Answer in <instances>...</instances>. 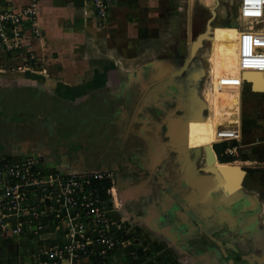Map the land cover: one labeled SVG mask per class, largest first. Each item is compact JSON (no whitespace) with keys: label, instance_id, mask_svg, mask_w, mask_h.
Returning a JSON list of instances; mask_svg holds the SVG:
<instances>
[{"label":"crops","instance_id":"1","mask_svg":"<svg viewBox=\"0 0 264 264\" xmlns=\"http://www.w3.org/2000/svg\"><path fill=\"white\" fill-rule=\"evenodd\" d=\"M169 1L116 0L102 19L86 0H0V14L20 13L34 5L36 17L32 22L24 19L22 28L26 50H31L38 61L34 68H7L5 61L10 59L3 58L4 53L9 57L19 50L9 51L0 44V165L9 159L31 157L46 176L54 172L108 171L112 183L104 206L117 239L115 250L103 252L94 240L97 227L92 220L78 208L65 206L55 188L31 186L17 215L8 218V226L0 233V264H264V92L253 90L251 82L241 77L240 111L235 117H228L227 125L213 123V117L206 116L203 110L199 113V119L208 120L204 131L210 135L217 162L231 167L226 170L225 166L206 161V145L201 144L200 136L203 123L195 130L193 142L188 140V123L197 112L192 109H198L201 103L205 106L202 97L194 106L189 95L182 93L178 99L186 100L182 110L167 111L164 123L170 127L168 135L173 134L167 142L159 121L151 117V110H138L147 97H153L149 88L155 81L149 83V77L156 71L162 75L169 70H173V76L183 74L210 31L213 37L215 27L220 42L214 41V47L217 43L221 48L224 57L220 63L226 64L233 56L239 58L243 35L247 36L248 49L254 40L260 49L264 47V21L244 20L240 16V0H230L234 16L251 23L249 28L253 30L239 29L227 34L237 26L231 22L212 25L215 7L222 1L219 11H223L224 0H199L211 15L205 28L196 31L187 15L191 41L180 67L173 68L178 61L172 59L154 60L131 70H137V81L133 77L124 81L111 78L110 72L118 67L109 59L102 60L103 64L100 60L95 63V59L91 62L94 69L101 65L102 71L107 70L102 77L83 79L75 76L80 65L65 63L66 57H62L61 67L74 72L73 80L55 79L47 74L50 68L38 58L44 55L46 59L48 54L58 51L61 56L71 54L75 59L82 50L88 53L93 47L87 39L101 32V21L116 26L132 12L150 16L149 10L139 12V5L143 9L148 5L157 7L160 15L168 16L164 12L174 7ZM126 7H130V12ZM188 7L194 11L195 0H188ZM150 22L155 29L158 20L150 18ZM36 25L43 30L41 38L31 35V27ZM146 29L139 27L138 31L147 32ZM195 32L199 36L192 41ZM204 33L207 37L194 49ZM233 43L235 47L231 46ZM57 46L68 49L62 52ZM57 67L51 69L56 71ZM246 83L250 87L244 95ZM156 95L160 101V93ZM135 104L138 106L133 111ZM141 111L143 116L136 115ZM136 117L142 125L137 131L132 127ZM216 126L217 130H239L238 139L223 141L235 143L224 149L229 161H220L215 150L214 146L222 143L212 141ZM137 137H146L147 143H140ZM230 147L236 150L227 152ZM211 167L218 169L221 180ZM17 225L19 232L14 231ZM77 226L82 231L73 229ZM87 238L92 239L85 253L76 244ZM68 245L74 247L63 258H51L52 252Z\"/></svg>","mask_w":264,"mask_h":264},{"label":"rangeland","instance_id":"2","mask_svg":"<svg viewBox=\"0 0 264 264\" xmlns=\"http://www.w3.org/2000/svg\"><path fill=\"white\" fill-rule=\"evenodd\" d=\"M169 3L171 5H174V7L171 11L167 10L170 12H164V14H168V16L163 17L162 15H160L157 12V7L148 5L147 8L143 9L139 5V12L149 10L150 16L142 17L141 14L132 12L130 13L131 15L127 14L128 16H124V21L119 20L116 26H114V24L108 25L109 21H101V32L99 34H96L95 38L91 37L87 39V44H90V46L91 44H93V47H90L88 53L87 50H85L84 52L82 50L80 54L75 57V59L71 58V54L68 56L66 54L64 56H61L59 55L58 51L53 52V54H48V56H46V59H43L44 55H39L38 58L43 60L44 66L50 68L47 73L49 76H52L55 79H68L69 81H71L70 79H72L73 77L71 73L74 72L65 70L63 67H61V64L63 63L62 57L67 58V61L65 63L74 62L80 65L81 70L77 71V74L75 76H83V79L95 78L97 76L99 77L101 74L107 72V70L102 71L104 67H102L101 65L96 66L98 67V70L94 69V67L92 68L91 62H95V60H97L95 63H97L98 60L102 62V60L107 59L111 60H107L109 62H114V64L117 65L118 70H111L112 72H110L111 74L109 75L111 76V78L115 77L123 81L125 79H131V77H133L132 74L137 72V70L131 71L133 68H137L139 65L148 64L154 60L161 61L164 59H172L174 61H178L176 64L172 65L173 68L177 69L180 67L184 58L189 53L188 44L189 41H191V38L187 33V15L192 18V21L190 22L196 31L201 27L205 28L204 23L210 17L211 12L209 9H206V7L202 5L203 3L201 4L199 0H195L194 11L189 10L188 0H170ZM221 3L222 1H219L217 4L218 8L215 7L216 17L212 22L213 26H219L222 23L228 22H231L233 26H237V28H232V31H229L227 34L236 33L239 29H242L244 31L253 30L249 28L250 26H252L251 23L247 21L244 22L243 20L238 19L239 17L234 16L236 15V12H233L230 0H224L223 3H225V6L223 8V11L220 12L219 6L221 5ZM176 5L180 8H176ZM128 8L127 11L130 12ZM181 8H183L184 10L181 11ZM132 9H134V6L133 8L131 7V10ZM152 11L156 12L154 16H152ZM34 17H36V15H34ZM150 18H156L158 20V23L156 22L157 27L155 29L151 28V26L153 25L150 22ZM139 27L143 29L148 28L146 29L147 32H143L142 30V33H140L138 31ZM37 28L39 30L38 36L41 38L43 30H41V28L38 26L35 29ZM35 29L33 33L31 32L32 36L37 35ZM131 29H133L134 31H131ZM215 29L216 27L213 29V37L211 31L209 32V38H206L203 41V45L198 48L193 56V59L191 60L190 65L183 74L173 76V70H169L166 73L164 72L162 75L161 71H156L149 77L148 81L149 83L155 81V90H157L159 93L164 90V98H167V100L172 99V96L174 97V99H179V97H181L185 93L186 95H189L192 104L195 103V106L198 105L197 99H200L202 97L205 101L206 106L203 107V111L208 117H214L213 111L215 103H238L241 97L240 86L242 85L239 66H264V47L260 49L257 43H255V40L253 44L249 45L248 51H240L239 56H241L239 58L236 55L231 59L230 57L232 56H230V54H227V57L231 59V62L226 64L224 63L225 65L221 64V57L224 56H222L223 53H221V48L218 47L217 43L220 42V37L219 35H216ZM222 29H224V27ZM198 32L193 33L194 37L192 38V41H196L198 39ZM214 41H218L217 43H215V47ZM231 46L235 47V44L233 43L231 44ZM58 48L60 49L59 51L62 52H65L68 49L57 46V49ZM94 48L100 49L96 51ZM5 57L10 59L9 61L5 62L7 68L20 67L23 70V64L31 63L30 56L27 57L25 44L24 48L21 49V51L19 50L17 55H9L8 57L4 53L3 58ZM230 59H228L227 61H229ZM238 59H240L242 65L240 64V61ZM168 61L173 62L171 60ZM238 61L240 65L238 64ZM37 62L38 61L36 59V61H34V65L37 64ZM54 62L56 65H54ZM54 66H59V68L57 67L56 71H53L51 67ZM73 66L76 65H72V67ZM194 72H196V74L199 73V79H193ZM160 78L161 80L158 81V79ZM249 87V83H246L244 85L242 89V93L244 95L249 91ZM180 103L179 106L181 107L184 103H186V100ZM192 110L197 109L194 107ZM229 116L230 114L228 113L221 115L220 120L222 121V125H227L230 122V119L228 118ZM207 121V119H203V124L200 129L202 145H205V141L209 142L211 140L210 135H207V133H205L204 131V129L208 125ZM218 166L223 165H220L218 163ZM224 166L225 170L227 168H231L230 165Z\"/></svg>","mask_w":264,"mask_h":264},{"label":"built area","instance_id":"3","mask_svg":"<svg viewBox=\"0 0 264 264\" xmlns=\"http://www.w3.org/2000/svg\"><path fill=\"white\" fill-rule=\"evenodd\" d=\"M95 9L100 18H106L110 6L116 0H86ZM36 15L34 5L26 8L20 13L3 12L0 14V44L9 51L24 48L23 21L32 19ZM240 16L244 20L253 22L264 21V0H240ZM32 25V24H31ZM37 27H31L32 33ZM37 37L38 28L35 29ZM31 63L23 64L24 69L34 68L36 55L27 51ZM6 62V61H5ZM239 130L236 128L220 127L216 131V143L239 138ZM236 147L227 148V152L232 153ZM111 180L112 176L108 171H89L78 174H62L58 172L50 173L47 176L38 168L37 160L31 157L23 159H9L0 165V233L8 226V218L17 215L24 197L28 195L31 186H40L44 189L55 188L57 195L65 206L78 208L88 219L92 220L97 227L95 241L102 247L103 252L115 250L117 247L116 236L112 233L113 221L110 219L104 204L107 199H102L101 190L105 189L103 181ZM99 183V185H97ZM110 188L107 189L110 195ZM82 231L80 227H74ZM15 232L20 231L17 225ZM79 240L78 247L87 253L90 240ZM74 245H68L62 250L52 252L51 258L61 259L67 250H71Z\"/></svg>","mask_w":264,"mask_h":264},{"label":"bare ground","instance_id":"4","mask_svg":"<svg viewBox=\"0 0 264 264\" xmlns=\"http://www.w3.org/2000/svg\"><path fill=\"white\" fill-rule=\"evenodd\" d=\"M243 40H242V42H241V52H243V51H248V40H247V36L246 35H243ZM240 51H239V53H240ZM246 53V52H245ZM244 54V53H243ZM241 56V55H240ZM239 56V57H240ZM246 56V55H245ZM248 58V57H247ZM239 61H240V59H238ZM242 60V59H241ZM244 60V59H243ZM239 61H238V64H239ZM242 62L240 61V64H241ZM239 64V65H240ZM242 65V64H241ZM236 67V66H235ZM239 73L241 74V77L242 78H244V79H246V78H249V80H255V78H258L257 79V82L255 83V86H256V88H255V90H257L258 89V91H261L264 87H259V88H257V85L259 86V85H262L263 84V82H261L260 80H264V69L263 68H258V67H255V66H248V67H240L239 66ZM199 77H200V75H199V73L198 74H196V72H194V74H193V79L194 80H197V79H199ZM217 100V99H216ZM240 101H241V97H240V99H239V101H238V103L237 104H233V103H225V102H220V103H215L214 104V111L213 112H215L214 114V116H216V117H213L212 119H213V123H215V124H221V122H220V118H218V116H220L221 117V115L222 114H230V117L231 118H233L234 117V114H235V112H239L240 111ZM238 114V113H237ZM226 120V119H225ZM233 120V119H232ZM203 123V119H194V120H191L190 121V123H188V126H189V129H188V140L189 141H192L193 142V135H194V133L196 132L195 130H197V128L201 125ZM212 123V124H213ZM178 124H182V123H178ZM176 125V124H175ZM178 126V125H177ZM181 126V125H180ZM181 127H183V126H181ZM176 128V127H175ZM179 130H180V127H179ZM216 130H217V126H216ZM216 130H215V132L213 133V136H212V141H214V140H216V136H215V134H216ZM174 131V130H173ZM211 131H213V129L211 130ZM175 132V131H174ZM173 135V134H172ZM175 136V135H174ZM206 143H205V145H210V144H212V142H211V140L209 141V142H207V141H205ZM217 161L214 163L215 165H217ZM212 165V164H211Z\"/></svg>","mask_w":264,"mask_h":264},{"label":"flooded vegetation","instance_id":"5","mask_svg":"<svg viewBox=\"0 0 264 264\" xmlns=\"http://www.w3.org/2000/svg\"><path fill=\"white\" fill-rule=\"evenodd\" d=\"M132 76H133V80L135 79L137 81L138 73L135 72L134 74H132ZM140 89L143 90V88H140ZM149 89H150L149 92L152 93L151 95L153 97H147L139 106H138V104L133 105V107H134L133 111L136 109V106H138V110L139 109H143L144 111L151 110L152 114L154 115L151 117H153L154 120L159 121L157 123H159V125H161L162 134L164 136V142H167L170 140V136L172 134L168 135V133L171 131H169L170 127L168 126V124L164 123V118L167 116V111H170V112L174 111L177 113V112H180L182 110V108L179 106L180 101L178 100V98L174 99L173 96L171 97L172 99H168V100H167V98L165 99L164 98V90L161 92L162 94L160 93V95H158V96H160L159 97L160 101H159L156 99V96H157L156 94L158 93V91L155 90V84H153ZM140 113L137 112L136 115L139 114L140 116H143L142 114L144 112L141 111ZM138 117H136V119H133V121H132L133 130L135 128L136 131L139 129H142L141 122L139 121V119H137ZM137 136H138V134H137ZM140 138H142V139H140ZM140 138H138L140 140L139 141L140 143H147L148 139L146 137H140ZM172 156L174 157L175 154H173ZM165 163H167L166 160H164V164ZM164 171L166 172V168H164Z\"/></svg>","mask_w":264,"mask_h":264},{"label":"water","instance_id":"6","mask_svg":"<svg viewBox=\"0 0 264 264\" xmlns=\"http://www.w3.org/2000/svg\"><path fill=\"white\" fill-rule=\"evenodd\" d=\"M207 37V34L206 33H204L203 35H201V37L199 38V40L195 43V45L193 46L194 47V49L201 43V41H202V39L203 38H206ZM193 49V50H194ZM244 79V78H243ZM257 79L258 78H255V80H249V78H246V79H244V80H246V81H248V82H251V87H252V89L253 90H255V88H256V86H255V83L257 82ZM261 82H263V84L262 85H257V88H261V87H264V80L262 79V80H260ZM255 91H258V89L257 90H255ZM262 92H264V88L261 90ZM191 101V100H190ZM191 103V102H190ZM203 107H204V104L202 103V105H200L199 106V108L196 110L197 112H196V114H195V116L193 117V118H195V119H197V118H201V117H199V113H200V111H202L203 110ZM205 150H206V161H207V163L208 164H212V163H215L216 161H217V156H216V153H215V151H214V149H213V146L212 145H206V147H205ZM211 170H212V172H214V173H216L217 174V176H218V178H219V180H221V177H220V172L218 171V169L216 168V167H211L210 168ZM204 182V181H203Z\"/></svg>","mask_w":264,"mask_h":264},{"label":"trees","instance_id":"7","mask_svg":"<svg viewBox=\"0 0 264 264\" xmlns=\"http://www.w3.org/2000/svg\"><path fill=\"white\" fill-rule=\"evenodd\" d=\"M229 144H231V145H234L235 143L234 142H230V143H228V142H222V143H218V144H216L214 147H215V150H216V152H217V154H218V156H219V160L220 161H229V160H231L230 159V157H226V156H224V149L229 145ZM97 185H99V183H97ZM103 185H104V187H105V189H102L101 190V197H102V199H106V197H109V195H108V193H107V189L109 188V187H111V181L109 180V179H105L104 181H103Z\"/></svg>","mask_w":264,"mask_h":264}]
</instances>
